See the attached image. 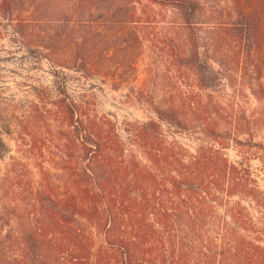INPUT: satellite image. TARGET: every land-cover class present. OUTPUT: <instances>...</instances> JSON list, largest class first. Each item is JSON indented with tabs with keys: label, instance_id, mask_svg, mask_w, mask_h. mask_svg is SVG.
Masks as SVG:
<instances>
[{
	"label": "trees",
	"instance_id": "16d2710c",
	"mask_svg": "<svg viewBox=\"0 0 264 264\" xmlns=\"http://www.w3.org/2000/svg\"><path fill=\"white\" fill-rule=\"evenodd\" d=\"M120 1L128 3L123 24L142 32L163 70L160 94H150L154 114L193 130L200 144L191 153L167 141L153 120L128 124L124 141L108 118L71 100L53 71L56 97L37 90L19 124L36 181L17 188L16 160L1 179L0 264H264V191L245 163L264 162V147L252 140L251 120L215 98L209 65L223 48L241 85L262 101L252 22L264 17V0ZM15 7L0 0V18L18 23ZM165 9L168 18L146 33ZM231 146L240 162L226 158Z\"/></svg>",
	"mask_w": 264,
	"mask_h": 264
},
{
	"label": "rangeland",
	"instance_id": "374dc122",
	"mask_svg": "<svg viewBox=\"0 0 264 264\" xmlns=\"http://www.w3.org/2000/svg\"><path fill=\"white\" fill-rule=\"evenodd\" d=\"M14 2L18 23L15 24L16 18H0V186L4 193L8 185L1 179L11 170L12 160L19 161L12 168L20 175L17 183L20 180L22 185L18 189L29 188L28 184L36 181L31 143L29 137L21 133L19 124H24L32 104L38 102L37 90H47L53 100L56 97L53 71L62 73L71 100L85 103L98 116L108 118L124 141L128 124L153 120L167 141L176 142L191 153L199 146L200 137L193 130L183 131L158 120L149 105L150 94L158 95L162 90L157 76L163 70L157 68L156 57L140 40L142 32L139 29L128 31L129 27L123 24L128 19V3L120 0ZM219 2V6H224V1ZM148 15L154 18L153 12ZM169 15L167 9L159 12L146 33H155L153 26ZM253 19L254 61L264 88V17L260 12L259 19ZM156 26L158 29L159 25ZM179 36L184 37L183 33ZM199 52L202 59H207L203 49ZM213 58L216 61L209 64L213 69V95L226 104L229 112L236 111L251 120L252 140L264 147V115H261L264 113V91L254 86L256 96L262 100L259 103L253 93L241 85L228 61L231 55L223 48L213 54ZM222 59L226 60L219 61ZM140 91L144 92L143 97L138 95ZM39 123L41 132L44 125ZM22 137L24 144L20 143ZM256 152L263 156L262 151ZM224 154L231 163L241 161V151L235 146L224 150ZM247 158L245 163L264 191V162L257 157Z\"/></svg>",
	"mask_w": 264,
	"mask_h": 264
}]
</instances>
